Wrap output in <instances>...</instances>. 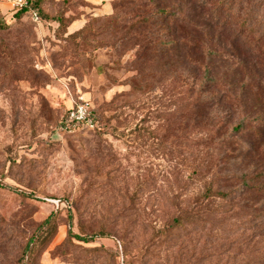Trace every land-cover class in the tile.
<instances>
[{
  "label": "rangeland",
  "instance_id": "1",
  "mask_svg": "<svg viewBox=\"0 0 264 264\" xmlns=\"http://www.w3.org/2000/svg\"><path fill=\"white\" fill-rule=\"evenodd\" d=\"M61 1L43 11L85 7L82 33L0 0V264H264V138L221 143L207 107L236 83L264 111V0H119L110 17ZM81 100L101 130L57 133ZM228 106L229 134L244 109Z\"/></svg>",
  "mask_w": 264,
  "mask_h": 264
},
{
  "label": "trees",
  "instance_id": "2",
  "mask_svg": "<svg viewBox=\"0 0 264 264\" xmlns=\"http://www.w3.org/2000/svg\"><path fill=\"white\" fill-rule=\"evenodd\" d=\"M64 1L65 2L69 1L68 2V5H69L71 2H74L75 0H62L61 2H64ZM83 2L87 3L86 7L93 8V6L89 4L87 1L83 0ZM118 2L119 0H113L111 2V13L108 15H104V17H110L114 15L115 5H117ZM43 3H45V0H26V6L20 9L12 10L11 19L16 20L17 18L18 19L27 18L31 23L37 26V23H34L31 19V13L35 12L39 18L40 23L42 22L54 23L55 25L54 32L61 31L63 34H67L69 35V37H72L73 35L80 34L82 33V31L85 30L86 22L83 24V26L78 31L73 32L71 34L67 33V27L73 20L79 18L82 15L85 16V12L83 11L86 9L85 7L82 9L80 8L81 11L79 12L69 10L68 12H65L62 15H57V14L49 15L43 11V8H42ZM158 12L162 15L167 14L166 11H162V10H158ZM8 27L9 25H7L5 22H0V31L5 30ZM260 40L261 39L257 40L258 48L263 47L261 46L262 43L260 42ZM205 76L207 77V81L205 82L206 85H205V89H203V93L215 89L220 83V81L216 79L215 77H212V76L210 77L209 70H206ZM260 83L264 84V80ZM260 83L257 84L256 89H261ZM251 87L253 88V85L249 84L244 87V85L238 86L236 83H231L227 91L219 93V94L215 93L213 96L211 95L207 97L208 109L216 113V114H213L214 120L216 118V125L213 126V128L216 129L215 133L224 131L223 135L226 139L221 140L220 141L221 143H223L224 141H229L232 143L234 140L237 139L238 135H235L236 133H250L254 136H256L257 133H261L256 136V139H258V141H262V139L264 138V111H262L261 109H257V107L255 105H252L251 102L248 103V97L246 98V96H249L248 93L242 92L241 90V89L244 90L245 88L252 90ZM233 98L234 99L238 98L240 100L241 107H243L244 109V115L235 124V126L231 128L230 133L228 134L226 133V130L230 124L229 120L232 118L234 114V111L231 110V107L228 106V104H229V101ZM241 98L244 100V102L242 101ZM67 110L68 109H66V111ZM218 112H219V115L217 114ZM92 115L94 119L98 121V128L94 130L95 132H98L99 130H101L103 126L101 119L93 110H92ZM75 133H80V132H75ZM59 134L67 135L65 133H59ZM50 221H51V216L44 219L39 226V230L45 227L49 228ZM172 223L175 225V227L170 225V226L164 227L162 230H159L157 232L160 235H167V234H170L173 230L177 228H182L184 226V222L182 221V218H180V216L174 217L172 219ZM259 228L260 230L264 231V220L261 221ZM100 237L103 238L102 236ZM73 238H75L76 241L78 242L89 244V243H93V241L97 238V236L90 235L87 237H78L74 235ZM32 250H33L32 246H30V244L27 243L26 246L24 247L23 254H26L27 252L32 253ZM22 257H24V255H22Z\"/></svg>",
  "mask_w": 264,
  "mask_h": 264
},
{
  "label": "built area",
  "instance_id": "3",
  "mask_svg": "<svg viewBox=\"0 0 264 264\" xmlns=\"http://www.w3.org/2000/svg\"><path fill=\"white\" fill-rule=\"evenodd\" d=\"M10 10H16L26 6V0H5ZM31 19L39 24V18L35 12L31 13ZM98 128V121L92 115L91 105L84 100L75 103L69 108L58 122L56 131L67 135L81 131H92Z\"/></svg>",
  "mask_w": 264,
  "mask_h": 264
},
{
  "label": "crops",
  "instance_id": "4",
  "mask_svg": "<svg viewBox=\"0 0 264 264\" xmlns=\"http://www.w3.org/2000/svg\"><path fill=\"white\" fill-rule=\"evenodd\" d=\"M93 6L91 13H95L97 16H104L111 13V2L113 0H85ZM87 13H85L86 16ZM84 15L73 20L67 27V33L71 34L78 31L84 24ZM54 24V23H53Z\"/></svg>",
  "mask_w": 264,
  "mask_h": 264
}]
</instances>
